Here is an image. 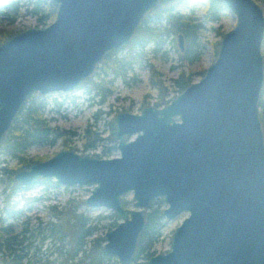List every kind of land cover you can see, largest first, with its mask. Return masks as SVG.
Returning <instances> with one entry per match:
<instances>
[{"label":"water","instance_id":"obj_1","mask_svg":"<svg viewBox=\"0 0 264 264\" xmlns=\"http://www.w3.org/2000/svg\"><path fill=\"white\" fill-rule=\"evenodd\" d=\"M53 1L52 23L0 43V148L31 94L80 88L105 54L128 44L163 0ZM218 1L236 24L221 37L215 60L166 105L114 117L112 139L120 156L63 149L13 175L26 188L48 178L64 186L93 185L83 204L111 209L122 219L102 245L119 264L137 253L156 198L167 204L166 220L189 215L174 229L170 250L146 264H264V132L258 107L264 14L255 0ZM177 40L183 50V36ZM127 192L133 193L134 210L122 204Z\"/></svg>","mask_w":264,"mask_h":264},{"label":"rangeland","instance_id":"obj_2","mask_svg":"<svg viewBox=\"0 0 264 264\" xmlns=\"http://www.w3.org/2000/svg\"><path fill=\"white\" fill-rule=\"evenodd\" d=\"M163 1L158 7L177 5V0L166 2V4ZM255 1L264 14V0ZM0 6L2 9L0 12V28L12 35L31 27L44 28L54 20L39 21L38 14L32 12L30 0H0ZM206 6L207 0H197L193 5L192 16L195 19L194 22L202 24L197 33L199 44L197 59L190 62L184 60L182 58L184 49L181 50L178 45V34H168L163 37L162 48L156 50L152 44L147 45L143 51L145 55L142 62L135 66L133 74L129 73L125 78L119 76L113 78V74L107 73L105 80L101 81V87H96L92 81H89L73 91H58L43 95L45 102L43 118L49 126L74 132L75 135L66 136L67 146L63 145V140L60 137L46 143H31L22 154L24 159L35 157L38 161H43L63 149H71L77 153L89 154L98 158L120 156L117 142L112 139L115 133L114 117L119 112L137 114L144 106H155L159 95V92L151 86L152 81L155 80V75L151 74L150 65L158 72V75H156L158 80H161L163 86H166L169 90L165 100H172L181 92L175 87L174 79L183 72L191 77L192 82L198 81L217 56L218 47L213 43L220 41L223 36L218 33L224 34L235 26V15L223 8L218 13V20H204ZM183 11L187 14L191 12L184 9ZM185 47L186 42L184 41ZM126 52L127 48L124 45L117 49L116 57L120 58ZM261 52L264 63V41ZM107 89H110L111 92L103 97V92ZM87 127L91 128V132L100 134L102 141L94 147L86 149L84 145L91 143L93 136L85 137ZM134 137L135 135L131 136L130 139ZM127 139L129 138L127 137ZM16 166L17 158L0 149V168L11 169ZM92 188L93 185H60L53 178L41 179L38 184L29 188L18 184L12 187V184L7 180V174L0 171V219L3 220L4 224L12 225L14 234H19L18 238L20 240L23 238L21 245L18 247L23 248L26 259H30L34 264H72L69 260L64 259V254H58L57 248L63 242L55 241L48 230L49 222H59L55 213L58 212L57 214L61 218H65L69 213L70 204L79 202L75 208L76 213L86 217L88 223L95 226L93 234L87 237V240H92L95 237L104 238L105 233L115 228L122 221L111 209L88 207L83 204V201L91 194ZM121 200L125 208L136 209L133 204L132 192L122 195ZM12 205H15V207H12ZM150 207H158L163 210L167 207V204L162 198H156L151 202L146 215ZM188 215L187 212H183L169 221L163 218L159 234L154 240H151L150 235L141 233L138 249L140 246H144L146 250L144 253H136L128 264H146L150 256L169 251L174 229ZM25 228H27L28 233L24 235L23 230ZM39 231H43V233L39 234ZM42 234L46 236L43 240L40 238ZM64 243L66 244V242ZM103 243H101V247ZM68 246L66 245L63 252L69 248ZM89 247L90 244L87 245V248ZM6 251L0 250V264H4L3 258ZM80 259H83L80 264H88L89 259H84L81 254L77 255L73 263L78 262ZM84 260L86 261L84 262ZM114 262L118 263L115 256L106 255L104 263L113 264Z\"/></svg>","mask_w":264,"mask_h":264},{"label":"trees","instance_id":"obj_3","mask_svg":"<svg viewBox=\"0 0 264 264\" xmlns=\"http://www.w3.org/2000/svg\"><path fill=\"white\" fill-rule=\"evenodd\" d=\"M32 5V12L38 14L39 21H45L48 19L53 20L55 18L57 4L53 0H30ZM173 0H164L163 3ZM197 0H177V5L168 7H158L155 10L148 12L140 24L138 25L135 34L131 41L125 45L127 52L124 56L116 57L117 49L107 52L101 61L97 65L95 72L88 77L83 84L92 81L96 87H101V81L105 80L107 73L113 74L114 77L125 78L127 74H133L134 68L137 64L142 62L144 58V50L148 44H152L154 49L158 50L162 48L163 37L168 34H181L186 42V47L183 50L182 58L186 61H193L199 56V44L197 42V33L202 27L199 22H194L192 16L193 5ZM191 11L189 14L183 11ZM222 9V4L218 0H207V6L205 10L204 20L216 21L218 20L219 11ZM2 11L0 6V12ZM220 36L223 33H218ZM12 34L0 28V43L7 39ZM216 47L219 46V41L213 43ZM151 74L155 77L151 86L155 88L159 95L157 97L155 106L161 107L167 104L170 100H165L168 95V88L163 86V82L158 80V72L150 65ZM95 79V80H93ZM192 83L191 77L185 75L183 72L174 79L175 87L178 91H182ZM82 84V85H83ZM110 87V86H109ZM110 89L103 92V97L109 95ZM147 98V96H145ZM44 96L37 93L31 94L26 101L25 107L18 112L14 118L12 125L7 132L1 148L3 151L9 153L13 157L17 158V166L15 168L8 169L6 167L0 168L2 173L7 174V180L15 187L17 184L14 181L13 175L17 169L27 168L30 163L38 162V159L29 158L24 159L22 154L31 143H46L53 141L57 137L62 138L63 145L67 146V135H75L74 132L68 130H59L56 127H51L43 118L44 109ZM259 116L264 132V89L261 92L259 103ZM92 136V142L86 143L84 148L94 147L98 142L102 141L100 134L91 132V128L87 127L85 137ZM16 169V170H15ZM10 195V194H9ZM9 197V196H8ZM79 202H73L70 204L69 213L65 218L57 213L59 222H49L48 230L51 236L57 242H63L57 252L59 255L64 254L65 260H69L72 264H80L83 259L73 263L78 254L84 256V259H89L88 264H106L104 260L106 255L102 251L101 243L104 242L103 237H95L92 240H87V237L91 236L94 232L95 226L88 223V219L83 215L76 213L75 208ZM15 207V205H12ZM54 209V207H52ZM11 217V216H10ZM162 210L158 207H150L146 215V225L142 232L143 235H150L151 240L156 239L159 234V230L162 226ZM25 228L23 233H28ZM43 231H39V234ZM21 235V234H20ZM32 236V235H31ZM19 234H14L12 225L4 224L0 219V250H7L5 257L3 258L4 264H34L30 259H26V254L23 253V248L18 247L21 245L23 238L20 240ZM25 237V236H24ZM46 236L42 234L40 237L43 240ZM66 242V244L64 243ZM90 247L87 248V245ZM66 245H69L65 252ZM146 248L140 246L138 254L144 253ZM86 260H84L85 262ZM113 264H118L114 262Z\"/></svg>","mask_w":264,"mask_h":264},{"label":"flooded vegetation","instance_id":"obj_4","mask_svg":"<svg viewBox=\"0 0 264 264\" xmlns=\"http://www.w3.org/2000/svg\"><path fill=\"white\" fill-rule=\"evenodd\" d=\"M166 105V104H165ZM164 106V105H163ZM156 107V106H155ZM162 107V106H161ZM127 140H129V139H127Z\"/></svg>","mask_w":264,"mask_h":264}]
</instances>
